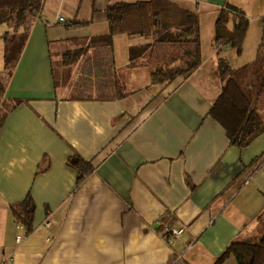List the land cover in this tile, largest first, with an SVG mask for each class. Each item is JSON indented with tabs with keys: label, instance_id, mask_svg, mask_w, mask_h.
I'll return each instance as SVG.
<instances>
[{
	"label": "crops",
	"instance_id": "obj_1",
	"mask_svg": "<svg viewBox=\"0 0 264 264\" xmlns=\"http://www.w3.org/2000/svg\"><path fill=\"white\" fill-rule=\"evenodd\" d=\"M137 1L147 0H45L30 21L1 96L19 101L0 128V260L6 264H214L233 240L258 236L264 132L240 148L210 109L223 87L221 59L245 68L238 78L249 91L254 74L264 75L252 67L264 38V0H173L200 21L210 15L208 30L200 22L197 68L154 83L155 69L183 64L181 45L156 43L131 67L130 48L154 38L117 34L116 66L129 94L73 98V87L58 85L54 54L108 33L111 4ZM227 3L249 17L241 52L215 45L216 20ZM254 19L260 26L251 27ZM75 21L84 24L69 25ZM0 61L1 73L4 54ZM253 97L264 116V91ZM74 154L93 165L81 182L68 163ZM28 195L35 203L31 231L13 212ZM169 219L184 228L172 245L162 231ZM223 264L238 263L231 256Z\"/></svg>",
	"mask_w": 264,
	"mask_h": 264
},
{
	"label": "trees",
	"instance_id": "obj_2",
	"mask_svg": "<svg viewBox=\"0 0 264 264\" xmlns=\"http://www.w3.org/2000/svg\"><path fill=\"white\" fill-rule=\"evenodd\" d=\"M45 0H0V26L4 44V66L0 73V128L9 111L19 102L1 99L6 82L13 74L29 36L31 19L38 15ZM109 32L94 36L89 45L68 50L63 54L64 65H79V77L74 83L76 99L113 100L129 94L116 66L114 37L117 34L152 36L153 44L132 46L129 66H136L142 57L156 43H172L182 47L183 64L175 67H159L152 72L154 83L165 84L177 75L191 71L201 64L200 20L196 11L187 9L173 0H147L118 2L108 9ZM231 23L233 28L230 27ZM84 24L75 21L69 25ZM249 28V17L240 7L226 4L221 7L215 25V45L220 48L231 44L243 50ZM220 76L223 87L220 95L211 106L210 114L225 128L231 144L247 147L255 137L264 132V116L254 103L253 95L264 91V38L257 60L252 65L255 73L250 85L256 88L249 91L238 78L242 69H233L225 59L220 60ZM260 71V70H259ZM257 79V80H256ZM255 90V91H254ZM69 165L79 172L78 181H83L92 171L93 165L81 155L74 154ZM21 207V208H20ZM13 212L28 231L33 229L35 203L31 195L13 207ZM264 211L258 215V220ZM174 226L171 219L162 225L163 236H167L165 225ZM233 256L238 264H264V232L261 235L235 239L217 257L214 264H223Z\"/></svg>",
	"mask_w": 264,
	"mask_h": 264
},
{
	"label": "rangeland",
	"instance_id": "obj_3",
	"mask_svg": "<svg viewBox=\"0 0 264 264\" xmlns=\"http://www.w3.org/2000/svg\"><path fill=\"white\" fill-rule=\"evenodd\" d=\"M254 24H252L251 27L256 25L257 27L260 26L259 20L256 21V19L252 20ZM204 27L205 30L209 29V22H210V15H203L201 16V21H200ZM2 30L3 28L0 26V55L4 54V44L2 40ZM205 38H206V32ZM63 55H59L57 53L54 54V67H55V75L58 80V85L59 86H65V90H67V86H71L73 92H68V94L72 96H76L77 92L74 89V83L76 82L77 78L79 77V69H78V64H72V65H64L63 64ZM2 62V61H0ZM257 80V79H256ZM252 86V85H251ZM254 88H256L254 86ZM257 233L258 235H261L264 232V215H262L261 219L257 221Z\"/></svg>",
	"mask_w": 264,
	"mask_h": 264
},
{
	"label": "built area",
	"instance_id": "obj_4",
	"mask_svg": "<svg viewBox=\"0 0 264 264\" xmlns=\"http://www.w3.org/2000/svg\"><path fill=\"white\" fill-rule=\"evenodd\" d=\"M61 21H64V18L61 17ZM165 232H167V236H165V239L169 244H174L177 237H179L183 232V227H176L172 226L170 224L165 225ZM21 235L18 236V239H21ZM0 264H6V261L0 260Z\"/></svg>",
	"mask_w": 264,
	"mask_h": 264
}]
</instances>
